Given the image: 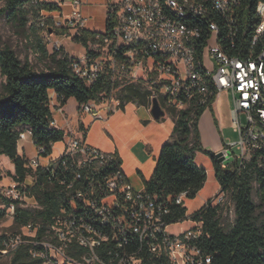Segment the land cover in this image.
I'll return each mask as SVG.
<instances>
[{"label": "built area", "instance_id": "1", "mask_svg": "<svg viewBox=\"0 0 264 264\" xmlns=\"http://www.w3.org/2000/svg\"><path fill=\"white\" fill-rule=\"evenodd\" d=\"M49 1L60 6L64 0ZM74 4L76 10L65 20L43 14L41 27L53 53L68 56L72 73L88 87L105 71L112 81L141 84L150 92L149 110L157 100L165 117L172 109L212 108L226 93L232 99L230 119L239 141L223 151L225 160L249 161L264 150V1L251 17L243 0H108L107 27L96 33L93 54L83 55L69 54L63 40L54 38L55 30L67 31L61 35L71 41L81 37L87 19L80 2ZM49 18L52 28L46 23ZM50 106L51 127L63 130L65 137L37 145L32 130L24 129L21 140L34 152L23 153V180L12 178L1 191L5 202L0 211L5 213L0 220L15 224L18 208L43 209L36 192L43 189L41 174L49 191L59 190L60 209L48 225L30 222L4 235L0 261L28 246L40 264H142L144 256L166 259L168 264L211 263L212 256L202 246L203 224L193 215L203 207L223 205L225 193L219 191L190 214V228L170 232L178 223L173 221V208L185 206L188 192L164 197L136 190L119 166V156L85 139V117L106 124L122 110V101L113 94L78 105L76 116H71L64 97L52 92ZM76 119L80 136L73 134Z\"/></svg>", "mask_w": 264, "mask_h": 264}, {"label": "trees", "instance_id": "2", "mask_svg": "<svg viewBox=\"0 0 264 264\" xmlns=\"http://www.w3.org/2000/svg\"><path fill=\"white\" fill-rule=\"evenodd\" d=\"M260 1L264 0H243L248 16L253 17ZM0 4H3L0 6V19L7 17L23 28L34 16L31 29L37 49L47 55L46 30L41 27V21L43 14L59 12L60 6L49 0H0ZM46 23L50 28L54 26L51 18ZM65 32L54 31L59 35ZM95 41L96 33L87 30H83L81 37L74 40L86 48L89 54H93L90 44ZM54 54L62 56L57 69L49 73L36 72L28 61L22 62L11 48H0V71L6 79L0 97V156L7 157L13 163L15 174L12 178L15 180H23L26 174V162L19 152V142L25 128L32 130L37 145L48 146L65 137L63 130L51 127L52 92L64 97L65 105L70 99L82 105L113 94L122 101L123 108L130 103L146 107L150 105V92L145 86L112 81L110 74L105 71L96 84L88 87L72 73L68 56ZM206 110L205 107L191 106L186 110L168 111L175 123L174 131L162 148L153 177L145 181V190L164 197L188 192L187 198H196L208 179L207 170L196 162V156L198 153L209 155L220 192L227 197L223 205L208 209L203 207L193 215L195 220L203 224L202 246L212 256L210 264H264V221L258 218L259 206L253 198V184L257 183L260 202L264 206V150L254 153L249 161L236 159L228 164L220 163L217 155L206 151L201 142L199 122ZM118 164L122 166L120 159ZM44 175L40 177L42 191L36 189L43 209L32 211L18 208L15 225L19 228L30 222L48 225L60 209V192L58 189L49 191ZM0 201L1 205L5 202L1 191ZM173 209L174 222L187 218L185 206H175ZM4 213L0 211V219ZM229 213H232L233 219L227 222L225 217ZM3 238L4 235L0 237V242ZM10 264L40 263L31 257L30 247L23 246L14 253ZM142 264L168 262L166 259L144 256Z\"/></svg>", "mask_w": 264, "mask_h": 264}, {"label": "crops", "instance_id": "3", "mask_svg": "<svg viewBox=\"0 0 264 264\" xmlns=\"http://www.w3.org/2000/svg\"><path fill=\"white\" fill-rule=\"evenodd\" d=\"M75 1L76 0H64L60 5V11L50 13L49 15L62 20L67 19L76 10L74 4ZM78 1L80 2L79 10L87 19L85 30L92 33H100L105 31L107 27L108 0ZM59 39L63 40L64 47H68V50H70L75 55H83L87 52L86 48H84L81 44L66 39L62 35ZM92 45L93 44H90V48ZM68 102L65 106L66 114L76 116L78 103L75 101L76 107L74 112L68 113ZM216 104L212 107V110L207 109L204 112L200 122L202 118L209 120L213 131L216 133L217 137L221 139V144L218 145L215 150L216 153L219 154L227 148V146L230 144V141L223 133L221 128L222 123L219 120H216ZM58 119L61 125L64 126L63 117L60 116ZM84 122L89 126V130L85 136L87 143L105 152L116 153L122 162V170L124 171L130 184L136 190L144 191L145 181H149L153 177L162 148L173 134L175 123L172 118L165 117L161 121H156L153 119L151 111L148 107L138 106L136 104L130 103L125 105L122 110L114 114L106 124L102 122L92 123L90 117H85ZM200 122L199 130L201 134ZM72 126H75L73 134L80 136L81 134L77 132L78 119L72 122ZM96 128L102 129L104 132H106L111 137V142L105 143L102 142V139H98L96 141L90 140L89 136L92 130ZM22 148L23 153L26 155H32L34 152V148L28 141L23 142ZM30 148L32 149L31 153L28 152ZM201 154L203 153L197 154L196 162L198 156ZM206 170L207 174L212 172L214 178L216 179L212 161L210 167ZM211 198H205V200H203V204Z\"/></svg>", "mask_w": 264, "mask_h": 264}, {"label": "rangeland", "instance_id": "4", "mask_svg": "<svg viewBox=\"0 0 264 264\" xmlns=\"http://www.w3.org/2000/svg\"><path fill=\"white\" fill-rule=\"evenodd\" d=\"M3 6V4H0ZM48 17L49 14H44ZM50 16V15H49ZM34 24V16H31V22L23 28L18 24H15L7 17H3L0 19V48L9 47L11 48L18 58L22 62L28 61L34 71L36 72H51L55 71L58 67V61L62 58L60 55H56L53 53L52 46L47 42V55L43 54L37 49L36 38L32 32L31 27ZM61 35L56 34L55 39H59ZM63 36V35H62ZM47 41V40H46ZM66 52L73 55L68 47L64 48ZM6 79L3 77L0 71V97L3 95V85ZM76 107L75 100H70L68 102L67 112L73 113ZM233 108L231 97L223 93L216 104V120H219L222 123V130L224 135L230 141V144H235L239 141V134L234 131L230 120V112ZM60 117V116H59ZM58 117V118H59ZM243 123L246 124V120L242 118ZM201 142L206 151L216 153V148L221 144V139H219L216 133L213 131L211 127V123L209 120H205L202 118L201 120ZM90 140H98L102 139V142L109 143L111 142V137L104 132L102 129H94L92 130L90 136ZM23 141L19 142V152L20 155H23ZM60 145H56L55 149H59ZM31 148L28 152L31 153ZM235 156H240L239 149L235 146L233 149ZM211 158L209 155L203 153L198 156L197 162L204 166L205 169L209 168L211 165ZM15 174V168L13 163L5 156H0V176L2 177V181H0V191L4 190L12 181V175ZM220 191L219 184L214 178L212 172L208 173V179L205 183L203 189L194 199L186 198L185 199V207L187 209V217L190 216L194 211L200 209L203 205V200L205 198H211L218 194ZM253 198L255 203L259 206L257 215L260 221H264V206L261 205L260 198L258 195V185L257 183L253 184ZM202 205V206H201ZM1 206V201H0ZM201 206V207H200ZM226 221L229 222L233 219L232 213H229L226 217ZM192 226V222L187 218L184 221L178 222L177 224L172 225L169 230L170 232L177 233L180 231H184ZM21 228L17 227L11 221H1L0 220V235H10L12 233L20 231ZM12 257H5L0 261V264H10Z\"/></svg>", "mask_w": 264, "mask_h": 264}, {"label": "water", "instance_id": "5", "mask_svg": "<svg viewBox=\"0 0 264 264\" xmlns=\"http://www.w3.org/2000/svg\"><path fill=\"white\" fill-rule=\"evenodd\" d=\"M52 31H49L51 33ZM151 114L154 120L161 121L163 118H165L166 113L162 110L161 106L159 105V102L157 100H153V106L151 108ZM217 159L220 163L228 164L230 161L225 160L223 156V152L217 154Z\"/></svg>", "mask_w": 264, "mask_h": 264}]
</instances>
